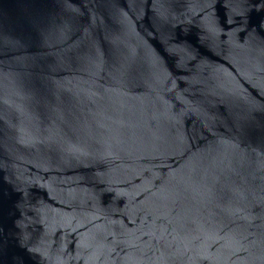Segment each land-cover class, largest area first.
<instances>
[{
    "label": "water",
    "instance_id": "obj_1",
    "mask_svg": "<svg viewBox=\"0 0 264 264\" xmlns=\"http://www.w3.org/2000/svg\"><path fill=\"white\" fill-rule=\"evenodd\" d=\"M0 264H264V0H0Z\"/></svg>",
    "mask_w": 264,
    "mask_h": 264
}]
</instances>
